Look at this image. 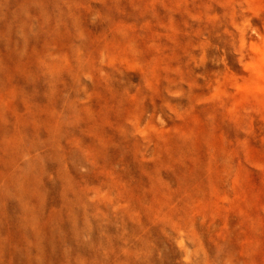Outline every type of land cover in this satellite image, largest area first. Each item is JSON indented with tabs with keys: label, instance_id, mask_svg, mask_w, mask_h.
I'll return each mask as SVG.
<instances>
[{
	"label": "rangeland",
	"instance_id": "374dc122",
	"mask_svg": "<svg viewBox=\"0 0 264 264\" xmlns=\"http://www.w3.org/2000/svg\"><path fill=\"white\" fill-rule=\"evenodd\" d=\"M0 264H264V0H0Z\"/></svg>",
	"mask_w": 264,
	"mask_h": 264
}]
</instances>
